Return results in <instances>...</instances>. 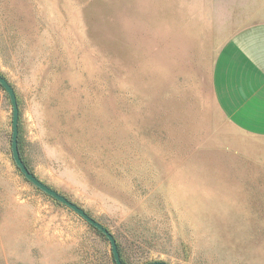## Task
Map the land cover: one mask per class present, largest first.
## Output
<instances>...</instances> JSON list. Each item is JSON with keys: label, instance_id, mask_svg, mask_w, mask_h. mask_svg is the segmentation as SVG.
<instances>
[{"label": "rangeland", "instance_id": "374dc122", "mask_svg": "<svg viewBox=\"0 0 264 264\" xmlns=\"http://www.w3.org/2000/svg\"><path fill=\"white\" fill-rule=\"evenodd\" d=\"M262 20L264 0H0L20 156L123 264H264V140L222 118L209 84L226 35ZM11 114L0 86V264H113L20 173Z\"/></svg>", "mask_w": 264, "mask_h": 264}, {"label": "crops", "instance_id": "0c3cea01", "mask_svg": "<svg viewBox=\"0 0 264 264\" xmlns=\"http://www.w3.org/2000/svg\"><path fill=\"white\" fill-rule=\"evenodd\" d=\"M209 84L222 118L238 133L264 140V20L226 35L213 58ZM250 152L264 160L259 148Z\"/></svg>", "mask_w": 264, "mask_h": 264}, {"label": "water", "instance_id": "95a60500", "mask_svg": "<svg viewBox=\"0 0 264 264\" xmlns=\"http://www.w3.org/2000/svg\"><path fill=\"white\" fill-rule=\"evenodd\" d=\"M0 86L6 91L10 103H11V136H10V149H11V156L12 159L19 169L20 173L35 187L39 190L56 200L57 202L67 206L71 210H73L76 214H78L81 218H83L88 224L99 230L105 238L108 240L110 245V252H111V261L113 264H123L117 242L113 234L106 228L103 224L99 221L94 219L90 216L82 207L68 199L63 194L59 193L43 181H41L38 177H36L24 163L23 159L20 156L19 149H18V106L16 101V96L14 90L8 80L0 74ZM151 264H169L163 260H154Z\"/></svg>", "mask_w": 264, "mask_h": 264}, {"label": "trees", "instance_id": "16d2710c", "mask_svg": "<svg viewBox=\"0 0 264 264\" xmlns=\"http://www.w3.org/2000/svg\"><path fill=\"white\" fill-rule=\"evenodd\" d=\"M93 227V226H92ZM94 228V227H93ZM96 229V228H95ZM97 230V229H96ZM101 235H103L99 230H97ZM117 246H118V244H117ZM119 254H120V258H121V253H120V251H119ZM121 260H122V258H121ZM123 261V260H122ZM152 262V261H151ZM151 262H148V263H146V264H151Z\"/></svg>", "mask_w": 264, "mask_h": 264}]
</instances>
